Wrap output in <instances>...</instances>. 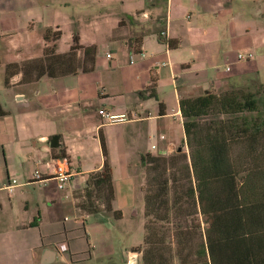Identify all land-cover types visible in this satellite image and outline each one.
<instances>
[{"label":"crops","instance_id":"0c3cea01","mask_svg":"<svg viewBox=\"0 0 264 264\" xmlns=\"http://www.w3.org/2000/svg\"><path fill=\"white\" fill-rule=\"evenodd\" d=\"M54 1L0 0V264H127L143 243L137 238L120 248L129 235L124 218L110 229L103 216L112 215L78 209V193L104 166L101 137L113 169L114 207L125 215L141 194L144 199V155H170L180 147L189 153L182 99L257 92L264 85L261 0ZM47 28L62 32L59 54L70 51L75 34L82 45H95V70L32 84H21L18 74L6 85L7 64L43 56ZM16 40L23 52H2ZM241 51L255 52V61L239 62ZM100 111L128 121L107 123ZM57 136L59 147L52 148ZM54 158L66 159L72 174L65 192L53 179L45 186L32 182L34 171L45 174L44 162ZM12 179L17 184L9 194L5 186ZM240 186L226 211L232 214L221 217L218 228L231 235L222 240L232 245L228 256L264 264V171Z\"/></svg>","mask_w":264,"mask_h":264},{"label":"trees","instance_id":"16d2710c","mask_svg":"<svg viewBox=\"0 0 264 264\" xmlns=\"http://www.w3.org/2000/svg\"><path fill=\"white\" fill-rule=\"evenodd\" d=\"M61 37V31L45 29L43 56L7 64L4 83L18 74L21 84H32L44 77L93 72L97 47L82 45L75 34L70 51L59 54ZM161 112L165 113L163 105ZM181 113L189 153L177 150L141 158L145 236L143 245L133 250L142 253V264H247L228 256L232 245L223 241L231 235L220 232L218 221L232 214L226 211L241 195L240 183L264 171V85L257 92L237 89L182 99ZM4 115L0 105V117ZM101 143L104 166L89 175L87 186L78 193V209L85 215L109 214L122 220L123 213L114 207L113 169L103 136ZM248 262L260 264L257 257Z\"/></svg>","mask_w":264,"mask_h":264},{"label":"built area","instance_id":"2783aa9c","mask_svg":"<svg viewBox=\"0 0 264 264\" xmlns=\"http://www.w3.org/2000/svg\"><path fill=\"white\" fill-rule=\"evenodd\" d=\"M165 35V33H163ZM139 55L141 57H145L147 55L146 52H140ZM110 57V56H108ZM255 57L254 53L251 51H245L241 52L237 55V60L239 62H247L251 61ZM230 68H228V71ZM100 114L106 119L107 123L111 124H119V123H124L128 121V118L126 115H119V116H114L111 115L105 111H100ZM164 139V137H162ZM156 146H153V149H156ZM45 168H46V173L42 174L38 170H35L33 175H32V182L37 183L40 186H45L50 179H53L54 181L57 182V187L59 191L65 192L69 184L71 183L72 180V174L69 169V165L66 159H49L44 162ZM17 184V181L15 179H12L9 184L5 186L6 191L9 194H12L14 191V188ZM67 246L62 245L60 246V250L62 252L67 251ZM139 252L133 253V257L135 261H129L127 264H140L138 263V257L140 256Z\"/></svg>","mask_w":264,"mask_h":264},{"label":"rangeland","instance_id":"374dc122","mask_svg":"<svg viewBox=\"0 0 264 264\" xmlns=\"http://www.w3.org/2000/svg\"><path fill=\"white\" fill-rule=\"evenodd\" d=\"M57 2H58V0L54 1V3H57ZM254 4L255 3H253V5ZM52 5H54V4H52ZM258 7L263 9V11H264V0H261L258 3ZM261 21L264 22V18H262ZM82 24H83V21H82ZM263 31H264V28H263ZM17 42L18 41L16 40L15 42H12V43L3 44L2 52L11 53L13 55L20 54L23 51L21 50V48H19V46L17 45ZM4 45H5V47H4ZM254 55H255V57L252 59L251 62L255 61V59L257 57L255 52H254ZM242 62L244 63V61H242ZM258 63L260 65V71H259L260 78L264 81V58H262L261 61H258ZM247 64H248V62L245 63V65H247ZM241 89H244V88H241ZM252 90L256 91V88H252ZM181 142L182 141H180L179 146L181 145ZM103 217H104L105 221H109V223L106 226H107V228L111 229L113 227V225H115L116 221L113 218L111 219L107 216H103ZM123 218H124V223H125L124 229L126 230V232L129 235H127L126 238H124L123 243H121L120 248H122L125 245L136 244L139 242V240L142 244L144 242V236H145V231H144V222H145V220H144V199H143L142 194H141V198H140L139 203L133 209L125 211V215ZM95 219H99V216H96L94 218V220ZM160 225H162V224H160ZM118 234H119V236L125 237L124 232L119 231ZM137 238H139V240H137ZM175 264H177V263H175Z\"/></svg>","mask_w":264,"mask_h":264},{"label":"water","instance_id":"95a60500","mask_svg":"<svg viewBox=\"0 0 264 264\" xmlns=\"http://www.w3.org/2000/svg\"><path fill=\"white\" fill-rule=\"evenodd\" d=\"M59 140H60V138L57 136V137H53L52 139H51V142H50V146L52 147V148H57V147H59ZM183 145H185V141L183 142ZM183 150V147H180L179 149H178V151H182Z\"/></svg>","mask_w":264,"mask_h":264}]
</instances>
